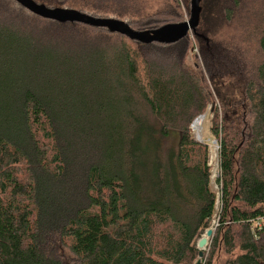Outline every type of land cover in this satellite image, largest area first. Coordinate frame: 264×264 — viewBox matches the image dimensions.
Listing matches in <instances>:
<instances>
[{"label": "trees", "instance_id": "obj_1", "mask_svg": "<svg viewBox=\"0 0 264 264\" xmlns=\"http://www.w3.org/2000/svg\"><path fill=\"white\" fill-rule=\"evenodd\" d=\"M163 1L73 7L150 31L177 20ZM205 1L172 45L0 10V264H198L215 217L200 264H264V64L248 74L238 46L211 41ZM217 3L228 23L241 9ZM209 107L218 192L191 129Z\"/></svg>", "mask_w": 264, "mask_h": 264}, {"label": "rangeland", "instance_id": "obj_2", "mask_svg": "<svg viewBox=\"0 0 264 264\" xmlns=\"http://www.w3.org/2000/svg\"><path fill=\"white\" fill-rule=\"evenodd\" d=\"M39 5L46 6L49 9H66V10H74L73 0H32ZM179 8L178 10L174 9V22L171 24H179L188 22L191 17V1L192 0H177ZM204 1V0H202ZM254 2V4H253ZM166 2L163 0H148L147 6L148 10L151 11H163ZM175 3V1H174ZM143 4V3H142ZM141 4V5H142ZM205 4L209 5V12L205 15V19L202 17V21L207 26V35L211 39L213 43H220L223 46H227L229 44H235L238 46L241 54L242 62H244L246 67V72L251 74L252 71L256 72L259 66L264 64V54L262 53L259 46V37L261 35V30L263 28L264 22V0H241V9L237 11L234 19L231 23L225 21V16L223 13L219 14V6L217 0H206ZM234 8V2L229 4ZM201 7L203 8L204 5ZM19 5L14 0H0V10L7 9L11 12L19 11ZM155 11V12H156ZM17 13V12H16ZM144 13V12H143ZM145 15L147 13H144ZM116 20V19H115ZM121 21V20H120ZM124 22V21H123ZM165 25V24H163ZM134 27L133 30L137 32H144L149 30H142L138 26L132 25ZM212 29V30H211ZM204 31L199 30L198 34L202 35ZM190 40L192 42L191 51L188 54L187 62L192 63L193 55H199L200 53V43L196 41L194 35H190ZM204 44V41H202ZM253 72V73H254ZM212 107H209L203 115L205 118L203 121H200L199 125L201 129H192V135L195 140L199 139L200 141H207L210 143V157H209V166L212 172V184L215 192H218V188L215 184V181L218 178L219 174V164H218V149L215 144L213 136L210 133L211 129V118H212ZM194 125V124H193ZM196 127V126H195ZM218 225L217 217L211 223V227L209 229L215 230ZM208 230V229H206ZM206 230H202L200 233V237L204 236ZM223 237V236H222ZM201 239V238H200ZM221 237L219 241V245L221 244ZM210 242L205 252L209 251ZM65 254H68L65 251ZM224 253L222 249L219 247L217 259L220 261L224 258ZM67 257V256H66Z\"/></svg>", "mask_w": 264, "mask_h": 264}, {"label": "water", "instance_id": "obj_3", "mask_svg": "<svg viewBox=\"0 0 264 264\" xmlns=\"http://www.w3.org/2000/svg\"><path fill=\"white\" fill-rule=\"evenodd\" d=\"M14 1H16L23 8L40 18L55 21L61 24L78 23L94 28H105L108 29L111 33L120 34L131 41H136L144 45H150L154 43L172 45L179 43L180 41L185 39L190 33H194L197 31L200 25L202 13V0H192L191 17L188 22L179 24H169L156 30L137 32L133 30L127 23L120 20L94 18L75 10L49 9L46 6L35 3L32 0ZM204 118V116L199 117L194 122V125L195 123H197L198 120ZM212 236L213 229H208L206 230L205 235L202 236L201 239L198 241V250L200 251V261L198 262V264H200V262L202 261L204 257V252L206 251Z\"/></svg>", "mask_w": 264, "mask_h": 264}, {"label": "bare ground", "instance_id": "obj_4", "mask_svg": "<svg viewBox=\"0 0 264 264\" xmlns=\"http://www.w3.org/2000/svg\"><path fill=\"white\" fill-rule=\"evenodd\" d=\"M200 121H203V119H200L197 123H196V127L195 128H197V129H201V127H200V125H199V123H200Z\"/></svg>", "mask_w": 264, "mask_h": 264}, {"label": "built area", "instance_id": "obj_5", "mask_svg": "<svg viewBox=\"0 0 264 264\" xmlns=\"http://www.w3.org/2000/svg\"><path fill=\"white\" fill-rule=\"evenodd\" d=\"M199 121V120H198ZM197 121V122H198ZM195 125H196V123H195ZM195 125H193L192 127H193V129H195L196 130V128H195ZM197 140H199V139H197ZM200 141V140H199ZM201 142V141H200ZM216 145H217V143H215ZM217 149H218V146H217Z\"/></svg>", "mask_w": 264, "mask_h": 264}]
</instances>
